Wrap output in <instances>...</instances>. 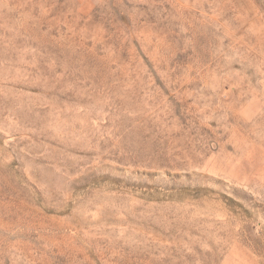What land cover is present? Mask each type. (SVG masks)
<instances>
[{
	"label": "rangeland",
	"instance_id": "374dc122",
	"mask_svg": "<svg viewBox=\"0 0 264 264\" xmlns=\"http://www.w3.org/2000/svg\"><path fill=\"white\" fill-rule=\"evenodd\" d=\"M0 264H264V0H0Z\"/></svg>",
	"mask_w": 264,
	"mask_h": 264
}]
</instances>
